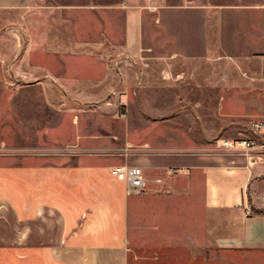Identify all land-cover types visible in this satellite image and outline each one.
<instances>
[{
	"label": "crops",
	"instance_id": "obj_1",
	"mask_svg": "<svg viewBox=\"0 0 264 264\" xmlns=\"http://www.w3.org/2000/svg\"><path fill=\"white\" fill-rule=\"evenodd\" d=\"M33 2L0 0V13L25 12L36 5ZM175 4L178 0H81L75 5H53L86 14L83 23L89 22V11L98 13L91 21L99 24L100 31L91 33L86 26L72 36L33 29L24 56L48 54L60 68L35 60L29 74H42L46 84L71 88L63 102L83 103L96 96L95 87L107 82L113 85V63L108 60L113 62L114 55L123 54L134 60L129 68L124 67L135 72L131 76L135 82L143 70L149 72L145 81L150 80L149 85L159 81L162 92L185 86L201 88L150 95L146 102H159L161 111H170L169 103L210 102L215 94L209 87L218 83L229 86L220 79L231 78L217 71L233 70L230 53L236 46V29L241 24L245 31L250 23L259 21L264 0H196L185 7L191 14L161 15L160 21L168 24V40L162 45L161 61H149L146 52L152 46L146 45L145 10L174 8ZM202 46L209 47L206 58L210 62L199 63L191 57ZM24 66L23 59L19 68L25 75ZM197 71L208 74L200 76ZM77 87L79 92L74 90ZM98 101L100 107H106L107 103ZM78 111L88 114L72 104L65 113L75 117ZM173 123L168 124L172 127L164 132L168 137L162 142L137 141L131 131L122 141L115 137L88 139L83 137L85 130L68 145L66 154L23 153L24 128L19 129L21 145H0V264H130L132 224L136 216L148 213V204L143 203L147 200H160L158 213L163 216L191 214L189 230L201 232L194 243L222 252L220 256H196L195 262L264 264V163L252 165L243 156L202 152L211 146L208 136L217 132L215 123H196L193 128ZM185 133L199 138L188 142L172 138ZM119 165L143 169L148 181L144 194L128 195L127 184L112 174V168Z\"/></svg>",
	"mask_w": 264,
	"mask_h": 264
},
{
	"label": "rangeland",
	"instance_id": "obj_2",
	"mask_svg": "<svg viewBox=\"0 0 264 264\" xmlns=\"http://www.w3.org/2000/svg\"><path fill=\"white\" fill-rule=\"evenodd\" d=\"M33 1L36 5L25 12L0 13V145L4 142L15 144V146L21 145V135L17 132L24 128L25 151L23 153L66 154L70 151L68 145L80 138L82 134H78L85 130L83 137L88 139L115 137L116 140L122 141L131 131L137 141L144 142L152 139L153 142H162V139L168 137L164 132L172 127L168 125L172 122L174 126L178 122L191 128L196 123L199 125L215 123L217 132L208 136L211 146L202 152L227 155L225 151L218 149L219 141L245 138L249 136L247 129L251 122L264 120V14L259 16L257 23H250L245 31L239 24L234 33L236 46L232 47L233 54L230 53L233 58L231 61L233 70L230 68L217 71V74L231 78L221 77L220 79L229 86L218 83L215 87H209L210 93L215 94L210 102L169 103L170 111H161L162 105L159 102L152 104L146 102L150 95H175L179 93L178 90L196 92L201 88L185 86L165 89L166 91L162 92L163 87L160 86L159 81L152 82L153 85H149L150 80L145 81V73L149 72L143 70L139 71L141 78L135 82L131 77L135 72L127 69L134 60L123 54L114 55L113 62L108 60L113 63L114 70L111 71L115 78L113 85L107 82L103 86L95 87L98 90L96 96L83 103L63 102L64 95L71 94L69 91L71 88L56 86L58 83L46 84L43 82L42 74L40 77L32 76L30 64L35 60L51 66L55 64L57 69L60 68L58 62L48 54L29 53L24 56L28 49V33L33 29L43 33L52 31L72 34V36H78L77 32L85 29L86 26L91 33L100 31L99 24L91 21L92 15L98 13L89 11L87 13L89 22L83 23L82 18L86 14L52 7L53 5L60 7L62 4L75 5L81 0ZM175 5L174 8L152 7L145 10L148 17L146 45L152 46V51L146 52L149 61H161V55H164L161 48L168 40L165 34L168 24L160 21L161 15L192 13V10L185 8L190 7L185 1L178 0V4ZM170 45L172 46L171 43ZM208 52L209 47L202 46L199 54L191 57H195L199 63H207L210 62L206 58ZM58 58L61 57L58 56ZM23 59L25 75L21 70L22 67L19 68ZM61 60L63 61V58ZM236 66H240L241 69L235 70ZM196 74L207 76L208 72L197 71ZM62 75L65 74L62 73ZM85 85L89 86V84ZM90 88L93 89L92 86ZM74 90L79 92L81 88L77 87ZM98 100L107 103L106 107H100V104H97ZM71 104L73 107L81 106L88 111V114H84L83 111H78L75 117L66 114V109ZM181 110L184 113L177 116ZM145 130H148V133H145ZM173 137H178L185 142L192 138H199L194 133ZM33 148L40 150L35 151ZM1 152L3 151L0 150ZM143 203L148 204V213L136 216L137 220L132 224L130 264H202L194 261L196 256L222 255L218 249L210 250L194 243L196 235L201 236V232L189 230L193 221L191 214L171 213L172 215L163 216L158 213L161 211L160 200L154 202L147 200ZM162 218L167 220L163 221ZM167 226L172 229H168ZM221 263L218 261V264Z\"/></svg>",
	"mask_w": 264,
	"mask_h": 264
},
{
	"label": "built area",
	"instance_id": "obj_3",
	"mask_svg": "<svg viewBox=\"0 0 264 264\" xmlns=\"http://www.w3.org/2000/svg\"><path fill=\"white\" fill-rule=\"evenodd\" d=\"M189 6L196 0H184ZM248 135L241 139H223L218 142V149L225 151L227 155L246 157L249 164L257 165L264 163V120L252 122L247 129ZM124 155H129V150ZM114 177L127 184L129 196H140L148 189L144 171L141 167L119 165L112 168Z\"/></svg>",
	"mask_w": 264,
	"mask_h": 264
},
{
	"label": "trees",
	"instance_id": "obj_4",
	"mask_svg": "<svg viewBox=\"0 0 264 264\" xmlns=\"http://www.w3.org/2000/svg\"><path fill=\"white\" fill-rule=\"evenodd\" d=\"M256 213H260V212L257 211Z\"/></svg>",
	"mask_w": 264,
	"mask_h": 264
}]
</instances>
